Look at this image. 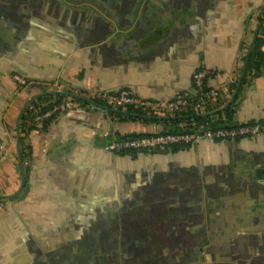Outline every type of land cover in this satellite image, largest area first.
<instances>
[{
	"label": "crops",
	"instance_id": "crops-1",
	"mask_svg": "<svg viewBox=\"0 0 264 264\" xmlns=\"http://www.w3.org/2000/svg\"><path fill=\"white\" fill-rule=\"evenodd\" d=\"M263 16L264 0H0V264H264V135L118 155L116 138L190 124L83 100L161 103L207 69L209 113L264 122V67L239 82ZM44 91L72 106L23 133L24 180L16 123Z\"/></svg>",
	"mask_w": 264,
	"mask_h": 264
},
{
	"label": "built area",
	"instance_id": "built-area-1",
	"mask_svg": "<svg viewBox=\"0 0 264 264\" xmlns=\"http://www.w3.org/2000/svg\"><path fill=\"white\" fill-rule=\"evenodd\" d=\"M254 71L251 75H254ZM213 72L200 69L192 76V90L178 93L170 100L161 103H149L134 96L128 90L117 93L104 91L88 92L83 100L89 104H100L108 109L139 111L143 116L173 117L185 114L205 115L214 111L219 97V91L207 85V80ZM12 79L19 86L25 81L13 75ZM82 99V98H81ZM72 106L71 101H63L36 118L37 126L42 127L44 119L57 114ZM264 135V123L252 122L222 128H211L207 122L192 123L183 127L179 132H159L153 134H140L139 136L120 137L112 140L105 150L115 154H132L163 151L172 148L195 146L201 141H230L236 139H249Z\"/></svg>",
	"mask_w": 264,
	"mask_h": 264
},
{
	"label": "trees",
	"instance_id": "trees-1",
	"mask_svg": "<svg viewBox=\"0 0 264 264\" xmlns=\"http://www.w3.org/2000/svg\"><path fill=\"white\" fill-rule=\"evenodd\" d=\"M258 27L259 30L255 36L254 40V45L253 49L250 53L247 66L241 81V84L245 83L246 78L250 77H256L259 75L261 69L264 67V51L261 50V47L264 45V16L261 17L258 20ZM254 71V75H251V72ZM71 97V95H53L51 92H46L44 91L43 93L40 94L39 97H34L31 102L25 107L23 112L21 113L18 121V126L16 128L17 131V136H18V147H19V152H20V164H22V169L20 166H18V171L24 174V180L26 179V167H24V163L26 162V154L24 153L25 151V146L23 143L24 140V134L26 131H31L36 128H39L37 126L36 118L40 116L42 113H45L49 109H51L54 105H59L63 101H66ZM232 106V104H231ZM230 108V106H228ZM229 108L225 109V113L230 112ZM112 110V109H109ZM56 114L51 115L49 118L44 119L41 123L42 127L39 129H44L46 128V125L51 121L52 118H54ZM117 117L120 119H125V120H137V119H145L142 117V113L139 111H132L131 109H128V111H116L115 114ZM220 114H211L207 113L205 115H196V114H185L183 115L182 119L178 120L177 118H170L168 120H171V122L176 123L178 121H184L187 124H192V123H200V122H207L208 126L211 128H222V127H227L225 125L220 117ZM227 119V117H226ZM154 122H157L159 120L152 118L150 119ZM143 121H149V120H143ZM264 123V122H262ZM182 128L180 129H173L172 131H181ZM129 137V136H127ZM136 153L132 154H127L130 156H134ZM122 155V154H118ZM23 171V172H22Z\"/></svg>",
	"mask_w": 264,
	"mask_h": 264
},
{
	"label": "water",
	"instance_id": "water-1",
	"mask_svg": "<svg viewBox=\"0 0 264 264\" xmlns=\"http://www.w3.org/2000/svg\"><path fill=\"white\" fill-rule=\"evenodd\" d=\"M258 30H259V27H257L256 28V30H255V35H254V39H253V41L251 42V45L249 46V48H248V51H247V54H246V58H245V60H244V63H243V65H242V69H241V73H240V76H239V82L242 80V78H243V75H244V72H245V69H246V66H247V62H248V59H249V56H250V53H251V51H252V49H253V45H254V40H255V36H256V34H257V32H258ZM51 94H53V95H56V94H59V95H65V96H67L68 94L67 93H65V92H62V91H53V92H51ZM40 96V95H39ZM39 96H37V97H39ZM235 98V94H233L232 95V97H231V100H233ZM32 100V99H31ZM31 100H28L27 102H26V104H25V106H24V109H25V107L31 102ZM228 106V105H227ZM227 106L225 107V108H227ZM115 112L117 111V110H114ZM174 118H178V119H182L183 117L182 116H179V117H174ZM18 126V122L16 123V127ZM140 134H138V135H135V134H131V135H129V136H139ZM127 137V136H126ZM19 153V157H20V152H18ZM20 166H21V169H22V164H20ZM23 172V171H22ZM24 176V174L22 173V177ZM24 178V177H23Z\"/></svg>",
	"mask_w": 264,
	"mask_h": 264
},
{
	"label": "rangeland",
	"instance_id": "rangeland-1",
	"mask_svg": "<svg viewBox=\"0 0 264 264\" xmlns=\"http://www.w3.org/2000/svg\"><path fill=\"white\" fill-rule=\"evenodd\" d=\"M21 167V166H20Z\"/></svg>",
	"mask_w": 264,
	"mask_h": 264
}]
</instances>
